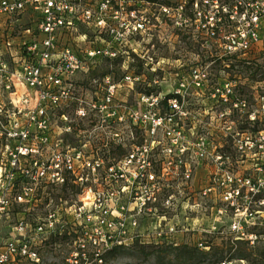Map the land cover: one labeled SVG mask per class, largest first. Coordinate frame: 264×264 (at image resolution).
I'll return each instance as SVG.
<instances>
[{
	"label": "built area",
	"instance_id": "built-area-1",
	"mask_svg": "<svg viewBox=\"0 0 264 264\" xmlns=\"http://www.w3.org/2000/svg\"><path fill=\"white\" fill-rule=\"evenodd\" d=\"M167 1L0 0V17L13 24L33 13L12 61L13 34L0 35V219L14 204L29 214L0 244V264H45V246L64 236L73 242L68 264H103L115 248L211 234L226 220L236 241L264 238V92L248 95L241 81H225L224 110L211 106L200 132L187 122L188 107L197 88L210 86L205 73L139 91L132 69L136 56L151 73L162 68L138 41L151 33L152 6L160 24L185 25L216 43L224 60L256 65L264 0ZM96 59L108 62L96 88L77 87L73 78ZM41 188H72L77 199L60 195L53 204L49 190L38 214Z\"/></svg>",
	"mask_w": 264,
	"mask_h": 264
},
{
	"label": "rangeland",
	"instance_id": "rangeland-1",
	"mask_svg": "<svg viewBox=\"0 0 264 264\" xmlns=\"http://www.w3.org/2000/svg\"><path fill=\"white\" fill-rule=\"evenodd\" d=\"M167 2L172 3L173 0ZM158 15L157 6H152L150 9L151 33L144 39L138 38V41L140 49L146 54V58L152 57L155 64L160 62L162 68H157L155 73H151L146 69L143 59L136 56L132 69L141 75V83L138 84L139 91L169 90L170 83L174 78H186L188 80L194 78L193 69H199L201 74L205 73L204 79H208L210 86L205 85L206 89L204 87L203 89L197 88V91L192 94V104L188 107V111L192 112V115L190 114L191 119H188L187 122L189 121L191 126L200 132L207 125L210 117L207 112L211 111V106L215 113L224 110L221 90L224 88L225 81L234 79L241 81V84L239 83L240 88L248 95L257 93V91L264 92V53L259 56L258 61H256L257 64L250 67L238 62L230 63L221 57L216 43L193 36L192 33H189L192 30L185 27L184 24L182 29L178 31L177 27H174V22L166 19L167 17L164 18L166 24L162 25L157 20ZM30 19L33 20V13L30 11L20 16L18 24H13V19L7 16L0 17L1 39L3 36H8V33L13 34V46L9 49L10 53L6 54V57L11 61V54L15 55V52L18 54L20 45L29 39L25 31L30 25ZM15 60H18L17 56H15ZM95 62L97 63L96 68L88 73L79 72L73 78L77 87L89 90L96 88L97 85L94 80H100L102 73L106 71L108 62L100 59H96ZM112 68L116 75L122 74L120 60L115 62ZM176 71L179 72L178 77L175 75ZM218 88L220 92L216 91ZM211 90H213L214 96H211ZM122 95H126L124 89ZM135 97L136 95L132 94L133 100ZM217 100H219L218 103H216ZM44 190L39 189V193L44 197L37 202L36 213L38 214L45 211V202L49 190L53 204L58 201L59 195L65 194L69 202L77 199L76 191L72 188L67 190L45 188ZM31 205L30 202L26 203L27 207ZM20 208L14 204L13 213L10 217H1L0 244L13 236L12 228L19 219L29 217V214H18ZM227 225L228 221H223L220 223V230H215L211 234L189 231L179 233V237L176 238L179 242H174L176 243L174 245L178 247H168V244L172 242H155L154 239L147 242L143 239L110 251L106 254L103 264H222L223 261H231L230 264H264V238L252 243L237 242L234 239L235 236L226 228ZM260 232L264 235V231L261 230ZM200 238L206 241L204 247L196 246L197 240ZM72 250L73 242L70 237L55 238L43 250L45 264H68L66 257Z\"/></svg>",
	"mask_w": 264,
	"mask_h": 264
},
{
	"label": "trees",
	"instance_id": "trees-1",
	"mask_svg": "<svg viewBox=\"0 0 264 264\" xmlns=\"http://www.w3.org/2000/svg\"><path fill=\"white\" fill-rule=\"evenodd\" d=\"M63 196L65 197L66 195L64 194ZM58 197H60V195ZM237 242H241V241L240 240H237ZM185 246H187V245H185ZM196 246H198V245H196ZM168 247H178V246L177 245H174V243H170V244H168Z\"/></svg>",
	"mask_w": 264,
	"mask_h": 264
}]
</instances>
